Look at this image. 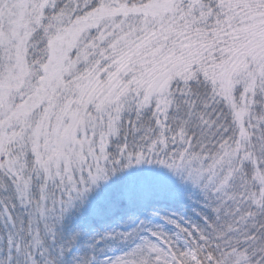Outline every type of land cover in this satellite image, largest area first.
I'll return each instance as SVG.
<instances>
[{"label":"snow or ice","instance_id":"1","mask_svg":"<svg viewBox=\"0 0 264 264\" xmlns=\"http://www.w3.org/2000/svg\"><path fill=\"white\" fill-rule=\"evenodd\" d=\"M0 264H264V0H0Z\"/></svg>","mask_w":264,"mask_h":264}]
</instances>
